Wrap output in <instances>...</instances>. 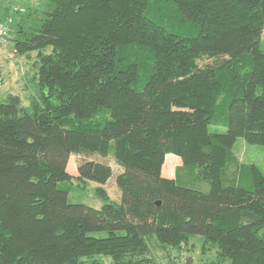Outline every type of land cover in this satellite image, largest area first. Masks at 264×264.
I'll return each mask as SVG.
<instances>
[{
  "label": "trees",
  "instance_id": "trees-1",
  "mask_svg": "<svg viewBox=\"0 0 264 264\" xmlns=\"http://www.w3.org/2000/svg\"><path fill=\"white\" fill-rule=\"evenodd\" d=\"M34 15L14 41L37 53L30 105L0 100V264H159L155 245L190 237L264 264V173L233 152L264 147V0H48ZM111 153L119 202L108 163L73 164ZM74 180L105 204L71 203L59 183Z\"/></svg>",
  "mask_w": 264,
  "mask_h": 264
},
{
  "label": "rangeland",
  "instance_id": "rangeland-1",
  "mask_svg": "<svg viewBox=\"0 0 264 264\" xmlns=\"http://www.w3.org/2000/svg\"><path fill=\"white\" fill-rule=\"evenodd\" d=\"M48 0H0V17L4 13V8L7 7L11 13L10 20L0 19L2 23H7L9 26V36L6 41L0 46V100H5L8 94H18L23 99L25 106L30 105L31 92H33V76L37 72V53L29 52L26 55H19L15 52L14 41L17 38L16 30L18 22H23V16L30 13L35 20V11L44 9ZM34 13V14H33ZM26 27V26H25ZM262 48L264 49V33L262 37ZM48 48L46 51H50ZM207 61V60H206ZM146 76L142 75V81L139 87H143ZM34 93V92H33ZM211 133H225L227 126L211 125L209 127ZM114 152V151H112ZM233 152L239 162L247 165L255 164L264 173V147L260 145L250 144L243 138H238ZM84 160H95L108 163L113 169V176L104 185L109 195V199L119 202L121 200V191L119 190L116 177L123 171V167L117 162L113 153L107 157H102L100 154L90 156L78 155L73 157V164L77 166ZM174 167L176 170L177 166ZM232 167L229 174L233 176ZM196 175V172H195ZM190 179L189 185L207 191L209 185L205 182L195 179L189 174L186 175ZM101 184L91 181L87 188L81 187L82 183L74 180L73 182L63 181L59 183L61 189L69 191V201L71 203H84L95 208H101L105 202L97 193L96 189ZM152 257L159 264H230V261L220 257V249L215 244L208 240H203L199 237H190L181 248H169L164 251L159 245H155L152 251ZM105 263L117 264L116 260L110 257H101Z\"/></svg>",
  "mask_w": 264,
  "mask_h": 264
},
{
  "label": "built area",
  "instance_id": "built-area-1",
  "mask_svg": "<svg viewBox=\"0 0 264 264\" xmlns=\"http://www.w3.org/2000/svg\"><path fill=\"white\" fill-rule=\"evenodd\" d=\"M9 36V26L6 23H2L0 26V46L6 41Z\"/></svg>",
  "mask_w": 264,
  "mask_h": 264
},
{
  "label": "water",
  "instance_id": "water-1",
  "mask_svg": "<svg viewBox=\"0 0 264 264\" xmlns=\"http://www.w3.org/2000/svg\"><path fill=\"white\" fill-rule=\"evenodd\" d=\"M158 205H160V202H158Z\"/></svg>",
  "mask_w": 264,
  "mask_h": 264
}]
</instances>
